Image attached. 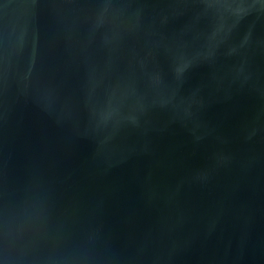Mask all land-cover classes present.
Instances as JSON below:
<instances>
[{
    "label": "water",
    "instance_id": "water-1",
    "mask_svg": "<svg viewBox=\"0 0 264 264\" xmlns=\"http://www.w3.org/2000/svg\"><path fill=\"white\" fill-rule=\"evenodd\" d=\"M0 264H264V0H0Z\"/></svg>",
    "mask_w": 264,
    "mask_h": 264
}]
</instances>
